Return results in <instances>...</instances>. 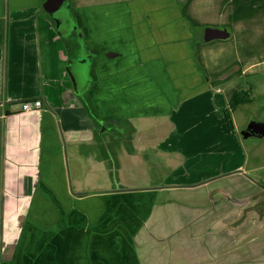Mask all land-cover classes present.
Listing matches in <instances>:
<instances>
[{
	"label": "crops",
	"instance_id": "crops-1",
	"mask_svg": "<svg viewBox=\"0 0 264 264\" xmlns=\"http://www.w3.org/2000/svg\"><path fill=\"white\" fill-rule=\"evenodd\" d=\"M45 1L0 0V264H103L106 252L78 246L81 240L99 242L117 232L120 221L124 232L132 229L130 244L109 251L107 264H229L230 254L216 256L209 247L215 216L191 199L197 188L221 182L222 172L214 179V172H207L210 178L196 185H98L87 192L81 182L78 188L72 183L70 162H76L77 177L122 174L128 161L157 152L134 132L132 122L179 116L189 102L245 91L233 83L222 89L212 79L234 82L264 75V51L249 59L243 51L248 46L243 36L264 31V0H255L254 8L247 0H69L77 28L71 35L78 36L91 59L90 86L83 94L94 117L111 122L103 132L97 121L87 120L68 73L66 38L45 11ZM199 27L226 29L231 36L195 44L193 32ZM193 80L197 87L183 98L186 83ZM35 99L43 108L23 113L22 104ZM221 104L228 108L229 100L224 97ZM45 141L50 147L44 154ZM110 142L119 153L105 152ZM236 145L239 153L220 146L219 159L244 156L242 141ZM244 172L240 165L236 173ZM58 181L69 206L50 195ZM143 191L169 196L161 202L133 198ZM219 191L207 190V206ZM91 195L107 206L95 220L97 229L84 209L73 208L74 201ZM33 209L37 214L31 216ZM108 224L114 226L104 229ZM246 254L238 264H264V248L249 263Z\"/></svg>",
	"mask_w": 264,
	"mask_h": 264
},
{
	"label": "rangeland",
	"instance_id": "rangeland-1",
	"mask_svg": "<svg viewBox=\"0 0 264 264\" xmlns=\"http://www.w3.org/2000/svg\"><path fill=\"white\" fill-rule=\"evenodd\" d=\"M244 1L240 2L244 3ZM247 2L253 8L258 3L255 0H247ZM203 30V27H199L193 32L196 36L195 44L203 38ZM243 37V40L247 41L248 44L247 48L243 50L248 59L259 56L264 51V31L253 32L252 35L247 34ZM254 42L258 44L254 45ZM65 47L70 60L79 58L81 50L77 35L66 38ZM196 50L201 56L202 51L200 49ZM230 72L227 73V76L232 74L234 69ZM212 83L220 85L222 89L228 88L232 85L231 83L235 85L236 89L241 86V89L251 91L254 102L242 105L231 113V121L229 122L220 114L223 110L229 108V106L223 108L221 102L224 97L230 100L231 93L219 98L207 96L198 100V102H189L179 116L173 114L167 118L137 119L132 122L134 132L139 131L140 135L138 136L149 139L157 150V152L152 153L151 159L149 156L136 157L133 163L127 162L126 170L119 175L113 173L108 175L87 174L81 177L75 175L76 162L72 159L70 162L72 167L71 179L76 188L80 187L78 183L81 182L80 184L88 192L98 185H105L111 189L121 185L140 189L144 186L164 187L170 182H172L171 184L199 182L193 184L196 185L201 184L205 178H210V176H207V172H214L212 179L225 175L221 182H212L208 189L197 188L191 199L203 203L206 207L203 211L209 209V215L216 218L213 219L215 220L213 226V228L215 227L214 236L212 237L214 240L209 244V247L213 249V253L216 256H223L224 253L226 256L230 254L228 255L229 264H238L240 257L247 253L245 256L250 260H245V262L249 263L255 257L256 250H259L260 247L264 248V137L250 136L245 138L242 133L251 122L264 123V75L253 76L248 80L242 78L234 82H230L228 79H212ZM196 87L195 80L192 83H186L187 89L183 91V98ZM80 100L83 102L87 120L97 121V127L101 132L111 126V122H101L93 116L86 94L80 95ZM151 122H155L156 126ZM160 122H164L162 126L159 125ZM143 129H145V133L140 132ZM238 139L242 141L244 156L238 157L234 154L237 156L236 158L232 156L228 160H220L218 154L220 146L224 150H229L230 153H239V148L236 147V143L239 144ZM235 140H237L236 143ZM111 143L106 146L105 152L108 155L114 154V150L119 153L118 149L116 150ZM160 145H162L161 151ZM49 147V143L45 141L44 154L49 151ZM152 147L153 145L150 143L151 150ZM97 152H101L103 156L106 155L103 148H99ZM143 152H145L144 149ZM240 165L244 166L245 172L243 174L236 173ZM217 187H220L222 191L213 192L214 201L207 206V190L213 191ZM156 193V191H143L139 193V197L135 196L133 198L143 199L144 196H151L153 198L157 197V200L161 202L169 196L168 193ZM51 194L53 199L60 201L63 206L70 205L67 201L69 197L59 181L55 183V191ZM73 205L76 210L84 209L92 221L91 227L96 226L95 220L101 216V212L105 213L107 211L106 203L103 202L101 197L95 195L88 196L86 200L79 203L74 201ZM224 205L226 206L224 207ZM33 211V213L30 212L31 216L37 214L35 213L36 209H33ZM225 218L230 219L229 223L225 222ZM113 226L108 224L104 229ZM116 227L117 232H112V234L101 238L99 242L85 239L84 241L81 240L78 247L88 250L91 246L97 251L106 252V255L102 258L103 264L110 263L107 257L109 251L114 249L115 252L123 247L127 249L126 246L130 244L127 237L132 232V229L127 230L129 233L124 232L126 225L122 221L117 223ZM94 235L97 236L96 233H93ZM260 243H262V246H260ZM70 245L71 248H75L72 241ZM116 259L120 260V255Z\"/></svg>",
	"mask_w": 264,
	"mask_h": 264
},
{
	"label": "water",
	"instance_id": "water-1",
	"mask_svg": "<svg viewBox=\"0 0 264 264\" xmlns=\"http://www.w3.org/2000/svg\"><path fill=\"white\" fill-rule=\"evenodd\" d=\"M44 9L55 20L56 27L61 36L68 38L74 31H77L69 0H46L44 2ZM230 36L231 33L226 29L206 28L203 39L206 43H210L215 40H226ZM80 50L79 58L70 61L68 73L75 91L82 95L89 88L90 81L88 76L89 67L86 63H83L85 53H83L82 45ZM78 68L83 69L81 73L78 71ZM242 135L245 138L250 136L264 137V123H249Z\"/></svg>",
	"mask_w": 264,
	"mask_h": 264
},
{
	"label": "trees",
	"instance_id": "trees-1",
	"mask_svg": "<svg viewBox=\"0 0 264 264\" xmlns=\"http://www.w3.org/2000/svg\"><path fill=\"white\" fill-rule=\"evenodd\" d=\"M254 102L251 91H239L233 93L229 100V108L221 112L222 116L227 122L231 121V113L235 112L240 106ZM94 116V115H93Z\"/></svg>",
	"mask_w": 264,
	"mask_h": 264
},
{
	"label": "built area",
	"instance_id": "built-area-1",
	"mask_svg": "<svg viewBox=\"0 0 264 264\" xmlns=\"http://www.w3.org/2000/svg\"><path fill=\"white\" fill-rule=\"evenodd\" d=\"M43 102L40 99H35L32 101H27L22 104V112L23 113H33L40 111L43 108Z\"/></svg>",
	"mask_w": 264,
	"mask_h": 264
},
{
	"label": "flooded vegetation",
	"instance_id": "flooded-vegetation-1",
	"mask_svg": "<svg viewBox=\"0 0 264 264\" xmlns=\"http://www.w3.org/2000/svg\"><path fill=\"white\" fill-rule=\"evenodd\" d=\"M89 54V53H88ZM88 54L86 53V55H87V57L86 56H84L83 58V63H86L87 64V66L88 67H90V62H91V59H88ZM89 57H90V55H89ZM82 68H83V66H82ZM82 68H78V71L81 73L82 72Z\"/></svg>",
	"mask_w": 264,
	"mask_h": 264
}]
</instances>
